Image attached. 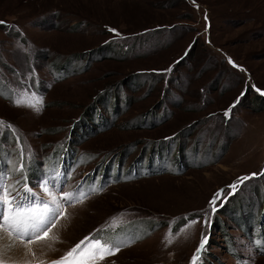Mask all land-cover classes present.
Here are the masks:
<instances>
[{
    "label": "rangeland",
    "instance_id": "obj_1",
    "mask_svg": "<svg viewBox=\"0 0 264 264\" xmlns=\"http://www.w3.org/2000/svg\"><path fill=\"white\" fill-rule=\"evenodd\" d=\"M0 21V183L86 194L7 264L88 236L120 245L102 264H191L202 235L197 264H264V0H0Z\"/></svg>",
    "mask_w": 264,
    "mask_h": 264
},
{
    "label": "snow or ice",
    "instance_id": "obj_2",
    "mask_svg": "<svg viewBox=\"0 0 264 264\" xmlns=\"http://www.w3.org/2000/svg\"><path fill=\"white\" fill-rule=\"evenodd\" d=\"M4 21H0L3 24ZM110 31H115L109 29ZM231 62V61H230ZM166 71H171V68ZM259 91V90H258ZM243 95V93H241ZM264 95V92H261ZM239 98L237 99V103ZM17 105H26L35 108L39 111V106L42 105V98H38L35 94L31 98L27 96V93L21 94L15 101ZM230 106L225 115L231 111ZM5 125L4 121H0V127ZM11 127V125H8ZM24 152L21 150V161H23ZM25 165L21 162L18 168L14 171L23 173ZM60 173H56L55 176L46 178L40 183V189L46 194L48 199H44L38 194L34 193L32 188L29 187L26 182L23 184L22 192L18 191L11 183H0V264H7L4 256L7 251H11L15 247V242L19 241L26 249L27 253L36 255L35 251L29 247L37 241L56 240L58 237L52 235V229L55 228L58 215L63 217L65 213L61 212L62 201H76L82 202V198L85 197L84 192L74 194L72 192L62 191V185L57 181ZM253 175H256L255 173ZM250 177L240 178V183L244 180H248ZM233 191L236 190L237 184L230 185ZM97 191L98 189H92ZM59 193V196L57 195ZM228 193L227 195H232ZM224 196V191H218L213 199L209 201L212 206V212L217 211V200ZM196 221H190L185 228H190ZM185 229H181L184 231ZM5 236L11 243H4ZM208 238L206 236L201 237L200 244L193 254L191 264H197L199 255L205 250ZM172 243L170 239L168 241ZM260 243V242H258ZM120 250V245L108 240H102L95 236L85 237L83 240L76 243L72 248L65 252L57 259L48 261V264H102L103 261L109 256L115 255ZM13 264H19V262H13ZM23 264H28L24 261ZM39 264H45V261L40 260Z\"/></svg>",
    "mask_w": 264,
    "mask_h": 264
},
{
    "label": "trees",
    "instance_id": "obj_3",
    "mask_svg": "<svg viewBox=\"0 0 264 264\" xmlns=\"http://www.w3.org/2000/svg\"><path fill=\"white\" fill-rule=\"evenodd\" d=\"M95 110V109H94ZM148 115H146L145 116V118L147 117ZM144 119V118H143ZM87 124V123H86ZM89 124V123H88ZM64 144V143H63ZM60 149L59 150H53L52 152H51V155L53 154L54 156H58V155H60L61 154V152H62V150H63V145L61 146V147H59ZM264 245H262V246H260V247H257V248H259V250H261L262 249V247H263Z\"/></svg>",
    "mask_w": 264,
    "mask_h": 264
},
{
    "label": "bare ground",
    "instance_id": "obj_4",
    "mask_svg": "<svg viewBox=\"0 0 264 264\" xmlns=\"http://www.w3.org/2000/svg\"><path fill=\"white\" fill-rule=\"evenodd\" d=\"M16 242H18V241H16ZM4 243L7 244V243H10V241H8V239H6V237H5ZM17 249H18V248H13L14 251H16ZM12 252H13V251H12ZM24 253L27 254L26 249L24 250Z\"/></svg>",
    "mask_w": 264,
    "mask_h": 264
}]
</instances>
